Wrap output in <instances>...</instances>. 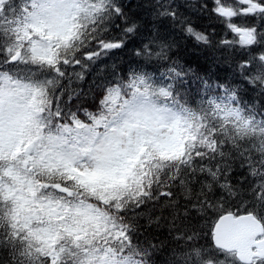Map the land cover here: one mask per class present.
Instances as JSON below:
<instances>
[{
	"label": "snow or ice",
	"instance_id": "6c2138e0",
	"mask_svg": "<svg viewBox=\"0 0 264 264\" xmlns=\"http://www.w3.org/2000/svg\"><path fill=\"white\" fill-rule=\"evenodd\" d=\"M135 7L0 0V251L7 264H264V0ZM180 41L232 78L171 61ZM130 47L123 72L72 86Z\"/></svg>",
	"mask_w": 264,
	"mask_h": 264
},
{
	"label": "trees",
	"instance_id": "16d2710c",
	"mask_svg": "<svg viewBox=\"0 0 264 264\" xmlns=\"http://www.w3.org/2000/svg\"><path fill=\"white\" fill-rule=\"evenodd\" d=\"M140 2L141 0H132L133 12L140 11V9L135 7V4ZM181 11H183V9H181ZM145 19H147V17H145ZM169 56L171 57V61H175L185 69H191L192 72L198 73L200 76L207 75L213 77V79H215L217 76L221 78L225 76H227L229 79L232 78V74L229 71V67L227 64L221 63L219 67H217L216 63L213 62L211 55L207 51L193 47L190 43L186 41H180L171 50V52H169ZM131 58V47L124 51H117L115 54H112L109 57H103L95 65H91L88 68V70L84 73L83 80L74 81L72 86L76 87L77 90H83L84 92H88L96 85L99 77L107 76L113 70L123 72L124 68L127 66ZM171 61L161 63L170 64ZM166 71L167 67L160 68V73H164ZM197 87H199V82L194 80L192 83L193 90H195ZM214 219L215 217L212 216L211 213H209L206 219H200L198 221V226L207 229V226ZM158 234L160 235L161 239L166 240V232L161 230ZM158 258L159 261H162L166 258V254H158ZM0 264H7V254L3 251H0Z\"/></svg>",
	"mask_w": 264,
	"mask_h": 264
}]
</instances>
